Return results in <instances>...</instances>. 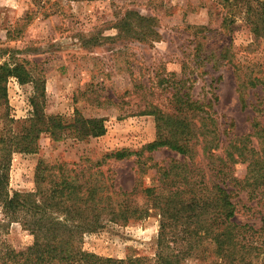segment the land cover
I'll use <instances>...</instances> for the list:
<instances>
[{
  "label": "rangeland",
  "instance_id": "374dc122",
  "mask_svg": "<svg viewBox=\"0 0 264 264\" xmlns=\"http://www.w3.org/2000/svg\"><path fill=\"white\" fill-rule=\"evenodd\" d=\"M230 2L237 5L221 0H0V67L19 75L5 82L0 136L3 129L6 138L23 132L35 108L45 120L70 121L78 111L85 119H102L105 128L104 135L83 141L65 133L57 140L40 134L37 153L12 154L9 193L34 190L39 162L101 174L113 205L126 193L130 204L147 209V215L127 223L102 217L93 232L80 236L81 250L153 264L162 222L152 198L142 191L166 192L167 180H161L158 170L173 163L190 165L188 157L166 148L142 152L155 140V114L175 113L172 96L178 94L211 113L222 143L251 134L255 121L264 127V113L256 111L264 98L262 85L248 86L242 97L238 92L240 79L264 80V27L254 33L244 3ZM251 5L262 7L264 0ZM118 151L142 154L121 161L109 158ZM200 153L197 149L193 159L197 165ZM232 169L234 177L243 178L245 165ZM225 186L236 209L232 221L255 229L264 225L258 198L228 182ZM169 229L168 242L179 238ZM203 241L181 264L221 260L214 243ZM32 243L33 236L19 223L9 224L0 207V264H12L6 253L22 252ZM178 244L170 242L171 248ZM257 261L253 257L248 264Z\"/></svg>",
  "mask_w": 264,
  "mask_h": 264
},
{
  "label": "trees",
  "instance_id": "16d2710c",
  "mask_svg": "<svg viewBox=\"0 0 264 264\" xmlns=\"http://www.w3.org/2000/svg\"><path fill=\"white\" fill-rule=\"evenodd\" d=\"M221 1L228 6L237 5V2H230L235 0ZM239 1L246 7L249 25L255 26L253 32L256 33L258 28L262 31L264 6L254 8L252 0ZM13 75L19 77L16 71L0 67V101L6 99L5 82ZM259 84L264 88V80L260 78L254 77L246 82L240 79V97L248 86L256 88ZM34 87L38 90L39 84L35 82ZM172 97L175 113L166 115L158 111L155 114V140L142 152L166 148L188 157L190 165L173 163L158 170L161 180H167L166 192L158 193L155 188L142 191L146 198H152L162 222L158 239L160 250L153 264H181L183 259L200 249L203 240L208 239L215 245V255L221 257L214 264H248L252 263L253 257L258 260L257 264H264V225L255 229L232 221L236 209L231 192L225 186L228 182L236 190L246 191L250 198H258L264 209V127L255 121L251 134L222 143L210 112L189 98L184 99L178 94ZM256 111L264 113V98L259 100ZM26 123L28 127L23 132L6 138L3 129L0 136V207L8 217V223H19L33 236V243L22 252H7L6 258L12 264H151L146 259L113 260L81 250L80 236L93 232L102 217H109L114 223H127L130 219H143L147 215V209L130 204L126 193L121 195L122 200L116 206L113 205L112 193L101 174L75 173L63 166L39 162L33 191L10 194L7 188L8 168L14 152L37 153L36 141L42 133H50L54 140L60 139L64 133L80 141L98 138L105 133L103 120L85 119L78 111L70 121L61 117L45 120L44 114L35 108ZM197 149L201 150L199 165L193 161ZM219 149L223 150L221 154L217 153ZM142 152L118 151L109 158L115 161L133 155L140 158ZM235 164L245 165L242 179L234 177L232 166ZM142 165L140 170L144 171L145 165ZM97 216L98 220H94ZM78 218L80 222L76 221ZM169 228L179 234V238L171 237L170 240L180 242L175 248H171L167 241ZM248 256L251 261L247 263Z\"/></svg>",
  "mask_w": 264,
  "mask_h": 264
}]
</instances>
